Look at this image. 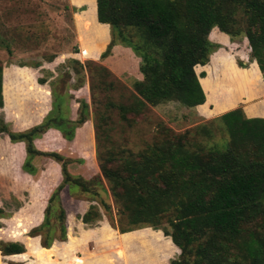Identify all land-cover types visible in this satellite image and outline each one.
<instances>
[{
    "label": "trees",
    "instance_id": "16d2710c",
    "mask_svg": "<svg viewBox=\"0 0 264 264\" xmlns=\"http://www.w3.org/2000/svg\"><path fill=\"white\" fill-rule=\"evenodd\" d=\"M94 17L111 33L101 59L116 45L129 48L139 58L141 75L130 92L104 66L85 64L96 115L97 165L116 207L115 219L110 206L102 203L110 223L120 234L141 228L161 230L179 250L170 264H264V118H248L236 108L182 134L159 123L152 141L137 151L115 144L109 127L111 114L134 125L149 107L169 102L187 108L206 104L204 74L197 75L195 69H203L218 48L209 39L213 29L230 40L246 39L250 60L264 73V0H96ZM73 63L79 74L82 65ZM2 70L0 62V108ZM107 78L111 80L104 81ZM97 80L108 91L121 90L122 96L105 104L96 101L92 82ZM83 84L81 80L75 88H52L50 113L26 131L12 132L0 118V134L11 143L24 144L25 173L36 176L37 156L60 167L62 180L48 199L42 223L30 232L46 249L65 239L60 197L64 188L72 197L78 189L97 196L94 187L102 186L98 175L85 179L70 174L68 166L83 160L42 152L34 145L49 129L57 130L66 142L74 139L90 116L89 104L72 94ZM72 100L78 104L75 119L70 116ZM100 219L94 205L81 217L87 225ZM0 252L11 256L25 249L19 242L0 241Z\"/></svg>",
    "mask_w": 264,
    "mask_h": 264
},
{
    "label": "rangeland",
    "instance_id": "374dc122",
    "mask_svg": "<svg viewBox=\"0 0 264 264\" xmlns=\"http://www.w3.org/2000/svg\"><path fill=\"white\" fill-rule=\"evenodd\" d=\"M94 16L96 0H0V62L11 75L10 82L15 86L21 83L23 78L12 74V70L26 67L34 72L36 80L47 81L45 87L52 103V88L57 91L64 86L75 88L82 80L83 87L72 94L89 104L88 121L92 128L96 115L89 90L90 73L85 64L94 62L104 66L130 92L133 81L141 76L139 58L129 48L116 45L107 58L101 59L111 33L109 26L98 23ZM209 39L218 44V48L203 69H195L197 75L204 74L206 104L187 108L169 102L149 107L134 125L111 114L109 127H113V131L110 135L115 144L137 151L152 141L159 123L182 134L236 108L242 109L245 116L264 118V73L250 60L247 40L243 37L230 40L218 30L213 31ZM73 61L82 65L79 74L74 71L78 66ZM92 85L95 86L93 98L102 104L110 99L116 101L123 93L104 89L99 80ZM77 111L78 104L72 100L71 118H76ZM89 142V146L86 145L85 138L81 137L71 145L57 146L55 141L38 144L40 149L49 150L42 152L56 149L67 158L83 160L68 166L71 175L85 179L98 175L102 181V186L94 187L97 196L78 189L72 197L68 188H64L60 197L65 210V239L53 241L47 249L41 246L40 237H32L30 232L42 223L48 199L62 176L50 166L53 160L37 156L33 164L38 172L32 177L22 170L23 164L18 166L19 148L9 143L0 145V209L4 213L0 218V241L19 242L25 249L24 253L11 256L0 252V264H170L177 259L178 248L161 230L141 228L120 234L110 223L102 203L110 206L115 219L116 207L99 174L94 129ZM72 149L74 154H70ZM91 205L96 207L101 219L87 225L81 217Z\"/></svg>",
    "mask_w": 264,
    "mask_h": 264
},
{
    "label": "crops",
    "instance_id": "0c3cea01",
    "mask_svg": "<svg viewBox=\"0 0 264 264\" xmlns=\"http://www.w3.org/2000/svg\"><path fill=\"white\" fill-rule=\"evenodd\" d=\"M217 30V29H213ZM12 74L18 75L19 78H23L21 83L14 85L9 80L8 71L5 67L2 70V100L3 106L0 108V118L7 123L8 127L12 132H23L38 124H40L51 109V97L45 87V84H40L34 76V72L26 67H18L12 70ZM11 76V75H10ZM139 76L138 79H140ZM24 79H27L25 82ZM248 118L260 117L246 114ZM73 118V117H72ZM262 118V117H261ZM93 128L92 125L87 121L83 126L78 128L73 139L74 143L79 138H85L86 145L89 146V140L91 141ZM4 138H2V137ZM55 141L57 146H64L65 144L71 145L73 141L66 142L57 130L49 129L40 138L34 141L35 147L40 151H49L40 149L38 144L41 142ZM93 142V141H92ZM6 143L11 146H16L20 150L21 159L19 160L18 166L23 164L25 156V148L23 143H11L8 136L0 134V145ZM87 146V147H88ZM2 148V146H0ZM90 149V148H89ZM73 150V149H72ZM71 150V151H72ZM52 151V150H50ZM57 152V150L55 149ZM70 154H74V150ZM24 152V154H23ZM1 157V156H0ZM14 159L17 161L16 155ZM10 160V157H9ZM50 164L55 170V173H60V167L56 162ZM41 169V168H40ZM61 174V173H60Z\"/></svg>",
    "mask_w": 264,
    "mask_h": 264
}]
</instances>
